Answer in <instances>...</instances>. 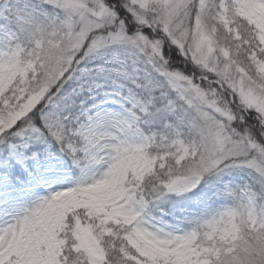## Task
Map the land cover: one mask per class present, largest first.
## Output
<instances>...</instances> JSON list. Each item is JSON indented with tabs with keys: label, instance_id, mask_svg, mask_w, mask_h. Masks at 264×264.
<instances>
[{
	"label": "snow or ice",
	"instance_id": "6c2138e0",
	"mask_svg": "<svg viewBox=\"0 0 264 264\" xmlns=\"http://www.w3.org/2000/svg\"><path fill=\"white\" fill-rule=\"evenodd\" d=\"M0 264H264V0H0Z\"/></svg>",
	"mask_w": 264,
	"mask_h": 264
}]
</instances>
